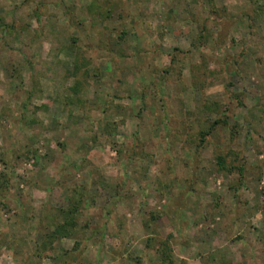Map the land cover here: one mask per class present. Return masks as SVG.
<instances>
[{
	"label": "rangeland",
	"instance_id": "rangeland-1",
	"mask_svg": "<svg viewBox=\"0 0 264 264\" xmlns=\"http://www.w3.org/2000/svg\"><path fill=\"white\" fill-rule=\"evenodd\" d=\"M0 264H264V0H0Z\"/></svg>",
	"mask_w": 264,
	"mask_h": 264
},
{
	"label": "trees",
	"instance_id": "trees-1",
	"mask_svg": "<svg viewBox=\"0 0 264 264\" xmlns=\"http://www.w3.org/2000/svg\"><path fill=\"white\" fill-rule=\"evenodd\" d=\"M216 123V122H215ZM212 126H214V124H212ZM212 126L209 128V132H210V129H212ZM207 132L206 134L205 133H201L202 135L205 134V135H208ZM218 164L221 166V167H225L224 166V162L223 160L220 159V161L218 162ZM241 170L239 171V177L241 178ZM76 211V210H75ZM64 215L66 216V219L64 220L63 223H61L60 225H58L55 230L53 231V234L55 235H59V236H68L70 235V233H72V231L75 229V221H74V218H73V213H72V210H66V212H63ZM168 251V246L165 242L161 243L160 244V252L162 254H165V252ZM163 256V255H162ZM165 257L167 258V261L169 263H171V260H170V256L167 254H165ZM164 258V257H163Z\"/></svg>",
	"mask_w": 264,
	"mask_h": 264
}]
</instances>
